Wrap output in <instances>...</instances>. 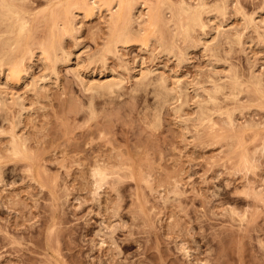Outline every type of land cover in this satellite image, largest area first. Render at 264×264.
Returning <instances> with one entry per match:
<instances>
[{
	"label": "rangeland",
	"instance_id": "374dc122",
	"mask_svg": "<svg viewBox=\"0 0 264 264\" xmlns=\"http://www.w3.org/2000/svg\"><path fill=\"white\" fill-rule=\"evenodd\" d=\"M18 1L0 264H264V0ZM182 1L200 10L191 33ZM107 77L124 80L115 94L87 89Z\"/></svg>",
	"mask_w": 264,
	"mask_h": 264
},
{
	"label": "bare ground",
	"instance_id": "6f19581e",
	"mask_svg": "<svg viewBox=\"0 0 264 264\" xmlns=\"http://www.w3.org/2000/svg\"><path fill=\"white\" fill-rule=\"evenodd\" d=\"M16 1L18 0H0V16H1V23H2V31L0 30V64H2L3 62H7V63H12L14 60H15V55H14V51L22 45L23 43V35H24V32L26 30V27H27V19H26V14H25V10L23 7H21L22 3L18 4ZM186 1V0H185ZM185 1H182L181 2V11H183L184 13L186 12V15L187 18H189L187 21V26L185 27V30H184V33L186 34L189 30V33L190 32V27L191 26H194L195 24H202V19H200V16H199V11L198 12H195L197 11V9L195 8V6H193L196 10L194 11V8L190 5V3H187ZM19 2V1H18ZM120 3V2H118ZM120 5V4H119ZM24 6V5H23ZM199 9V8H198ZM181 14V13H180ZM179 15V14H178ZM124 17L123 15L122 16H117L116 19L117 20H122L121 18ZM180 18V16H179ZM202 18V17H201ZM131 19V18H130ZM121 22V21H120ZM128 22H129V19L128 20H124L123 22V26L119 25L118 27H122V29L120 30H117L118 33L116 35V38H115V35H114V38L115 40L114 41H118L119 43L122 41H128V39L130 38V35H131V29H129L128 27ZM61 23H64V22H61ZM117 23V22H115ZM131 24V23H130ZM205 24V22H204ZM65 25V23H64ZM70 25V23H69ZM203 25V24H202ZM201 25V26H202ZM60 27V26H59ZM68 28V26H67ZM195 28V27H194ZM134 33V32H133ZM190 35V34H189ZM188 35V36H189ZM132 36V35H131ZM240 37V35H239ZM51 38V37H50ZM49 38V40H50ZM53 40V39H52ZM48 41V39H47ZM46 43V42H45ZM49 43V42H48ZM54 42H52L53 44ZM49 45V44H47ZM46 45V46H47ZM54 45V44H53ZM51 45L53 47V51H58L57 49L59 47L58 46V43H57V48H54V46ZM62 47V46H61ZM22 48V47H21ZM46 48V47H45ZM48 48V47H47ZM46 48V49H47ZM52 50V49H51ZM63 50V49H62ZM47 52V50H45ZM52 51V52H53ZM61 51V50H60ZM59 51V52H60ZM49 52V50H48ZM18 53V52H16ZM55 53V52H54ZM57 57H60L59 55H57V53H55ZM76 54V53H75ZM54 55V54H53ZM68 55V54H67ZM71 55V54H70ZM77 55V54H76ZM55 56V57H56ZM56 57V58H57ZM71 57V56H69ZM63 60V59H62ZM70 62V61H69ZM142 65V64H141ZM57 66V65H56ZM56 68V67H55ZM141 69V68H140ZM146 69V68H145ZM143 70V69H142ZM54 71V70H53ZM57 71V70H56ZM145 71V70H144ZM147 71V70H146ZM149 71V70H148ZM80 72V71H79ZM142 72V71H141ZM154 71H152L151 73H153ZM53 73V72H52ZM78 73V72H77ZM146 73V72H145ZM113 74V73H112ZM147 74V73H146ZM56 75V74H55ZM110 75V74H109ZM57 76V75H56ZM116 76V75H115ZM155 76V75H154ZM105 77V76H104ZM47 79V78H46ZM45 79V80H46ZM92 79V78H90ZM141 79V78H140ZM49 80V79H48ZM94 81H92L89 85L87 84V89L90 90L93 94H98V95H109V94H113L114 92L116 93V90L117 89H120L122 84H123V78L122 79H115L114 78H110L108 79V77L106 79H102V78H98V79H94ZM139 81V80H138ZM142 81V80H141ZM153 81V84L155 85L153 88H155L154 90H156L155 94L157 96H166L168 97L169 94L171 93L170 91H173L174 88L169 89V87H167V84H166V79L164 77H157L155 79V77L151 80ZM38 82V81H37ZM140 83V82H139ZM152 83V82H151ZM84 86V85H83ZM38 87V86H37ZM217 87L215 86V89ZM220 88V87H219ZM218 90V89H217ZM153 91V90H152ZM119 92V91H118ZM114 93V94H115ZM93 96V95H92ZM170 96H172V94H170ZM19 98V97H18ZM172 98V97H171ZM212 98V97H211ZM160 99V98H159ZM93 103V102H92ZM91 103V104H92ZM159 103V102H158ZM203 108V107H202ZM93 109V107L91 108ZM11 147L9 148L10 149V152L14 155V156H19L22 157L21 155H24L25 156V151L23 149V147H21L19 145V143H17V141H13L11 143ZM12 155V156H13ZM11 156V157H12ZM101 164H96L94 167H93V174H94V178L96 177L97 180H101L103 181V178H105V169L102 167V165L100 166ZM107 168V167H106ZM101 181V182H102ZM96 182V181H95ZM99 182V181H98ZM96 182V184L98 183ZM99 184V183H98ZM99 187V186H98ZM114 232H111L110 233V237L113 241V243L116 245L117 242L116 240L114 239ZM104 241L101 242V244L103 243ZM116 248L118 250L117 254L119 255L120 253H122V249L119 247V245L117 244L116 245ZM185 248V247H184ZM183 248V249H184ZM188 249V248H187ZM186 249V250H187ZM185 250V249H184ZM191 251V250H190ZM58 252V251H57ZM186 253V252H185ZM188 255L190 256V253L189 251H187ZM55 258H56V264H62L61 261L59 260V257L58 255L54 254ZM115 257H113L114 259ZM114 264H123L122 262L116 260L114 262Z\"/></svg>",
	"mask_w": 264,
	"mask_h": 264
}]
</instances>
